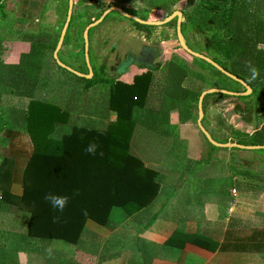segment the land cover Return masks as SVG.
<instances>
[{
    "label": "crops",
    "instance_id": "1",
    "mask_svg": "<svg viewBox=\"0 0 264 264\" xmlns=\"http://www.w3.org/2000/svg\"><path fill=\"white\" fill-rule=\"evenodd\" d=\"M59 1L62 0H56L51 12L43 6L48 2L45 0H9L0 10V122H13L11 129L4 130L0 125V160L8 158L15 163L11 191L17 196L23 192L24 171L34 151L26 131L30 103L39 101L60 108L57 103L61 98L69 107L76 91L74 74L60 69L55 59L53 66L50 63L49 49L61 35L55 34L61 17ZM40 20L42 25H37ZM11 29L18 36H12ZM43 31L44 36H40ZM40 38L46 41V50L32 53ZM254 45L264 51V40ZM141 74L139 71L128 81H122L133 84V77ZM167 83L163 75L154 74L149 96L152 89H156L154 97L166 95ZM108 92L107 106L112 115L102 120L104 129L115 125L118 119L110 108L111 86ZM166 108L156 104L140 110H157L159 117L164 116ZM66 110L67 120L57 123L56 130L67 128L69 133L75 127L91 128L73 123L74 117L82 120L86 113ZM170 111L166 114V118L170 117L166 128L176 129L172 136L166 134L170 140L158 138L152 128L139 132L137 122L131 137L132 152L159 174V193L151 203L114 229L88 221L79 244L66 249L55 242L28 239L29 215L26 222L21 212L0 207V258L17 249L24 250L25 246L29 249L31 244L37 252H17L10 259L7 255L0 264H264V149L213 150L197 126L198 110H194V103L189 107L187 120L177 119V114ZM243 127L250 131L255 128L253 133L243 130L248 135L258 129L249 124ZM199 178H203L204 186L197 184ZM215 180L228 182L212 188ZM3 220L12 226L3 228ZM178 231L189 236L200 234L213 244L187 242L179 248L182 238L175 242L178 250L167 248L166 242Z\"/></svg>",
    "mask_w": 264,
    "mask_h": 264
},
{
    "label": "trees",
    "instance_id": "2",
    "mask_svg": "<svg viewBox=\"0 0 264 264\" xmlns=\"http://www.w3.org/2000/svg\"><path fill=\"white\" fill-rule=\"evenodd\" d=\"M7 1L9 0H4L0 4L1 11ZM83 1L85 0H80L75 7L81 5ZM236 1L207 0L206 3L199 4L192 17L196 12H206L220 21L219 25L222 24L225 32L222 36L218 33L213 34L215 49L213 60L226 71L246 81L253 89L252 95H258L259 110H264V51L256 49L254 45L255 49L252 48V51L246 52L244 50L248 49L247 45L242 42L244 38L247 40L249 36L255 35L259 31V25L258 31H254L247 16L236 17L234 14ZM89 5L93 4L89 3ZM235 17L240 21L239 26H233ZM93 22L90 21L89 24ZM135 25L141 29L148 28L137 22ZM251 32L252 35L249 34ZM260 33L256 35L260 36ZM59 38L60 36L54 46L51 49L48 48L49 50L56 49ZM257 41L259 40L254 43L257 44ZM45 45V40L38 39L32 53L46 50ZM250 66L255 67L259 72L256 80L250 79ZM178 73L176 69V77ZM179 74L180 81H184L186 70L184 74L182 72ZM213 76L221 81V83L215 82L213 88L235 91L233 86H231L233 89L228 86L234 81L214 67ZM260 78L262 79L259 81ZM109 81L111 79L106 76V67L102 65L99 73L92 79L86 80V87L91 88ZM151 84L150 73L135 77L133 84L113 81L109 103L111 110L118 116L115 125L108 129L75 127L61 138H54L53 135H55L57 123H64L68 114L57 106L47 103L39 101L30 103L26 113V131L33 141L34 151L24 171L23 192L20 196L11 191L14 161L8 158L0 160V192L3 196L0 207L9 212H27L29 220L26 237L28 239L78 245L88 221L114 229L155 199L160 188L159 174L156 170L147 168L143 161L132 152L130 146L136 125L135 112L145 107ZM252 95L234 98L223 94H213V98L218 102L234 98L246 103ZM249 109L248 104L238 103L234 111L238 116L243 117L249 114ZM234 135L240 145L264 146V124L253 135L237 131ZM214 139L222 144L229 141V137L219 139L214 137ZM90 144L97 145L95 154L86 151ZM208 144L213 150L218 149ZM48 194L69 198L63 213L53 209L51 203L45 200ZM55 216L60 217L57 223L53 222ZM182 238L183 244L179 248L187 242L203 246L202 242L213 244L211 240L200 234L189 236L178 231L165 246L178 250L175 242Z\"/></svg>",
    "mask_w": 264,
    "mask_h": 264
},
{
    "label": "rangeland",
    "instance_id": "3",
    "mask_svg": "<svg viewBox=\"0 0 264 264\" xmlns=\"http://www.w3.org/2000/svg\"><path fill=\"white\" fill-rule=\"evenodd\" d=\"M76 4L80 2V0H76ZM207 0H85L82 2L81 5L76 7L75 15L73 17L72 26L70 28L68 37L65 39V44L62 48V50L59 53V58L61 62L67 66L72 67L73 69L82 72L84 74H89L88 70V64L86 62L85 58V39H84V33L85 29L89 25L90 21H94L103 11L107 10L111 7H124L128 11V9H138V10H144L146 13L145 15H142L145 17V19L150 20H158L161 18H168V16L172 11L178 10V11H184L185 17H186V25L188 27V38L185 37V42L188 41V39L191 41V43H194L193 45L201 46L202 45H208L213 40V34L218 33L220 36L224 34V29L222 28V24L219 25V20L217 18L214 19L212 16H209L206 12H196L194 14V17H192L193 12L197 9L200 3H206ZM45 3V2H44ZM56 3V0H48L47 3L43 4V6H47V12L53 11L52 8H54V4ZM89 3L93 5H89ZM92 6V7H87ZM57 8H59V11L61 13V17L59 18V24H58V30H56L55 34L59 35V33L62 32L67 14V0H62L57 3ZM52 9V10H51ZM237 16H247L248 22H251V28L254 31L261 32L260 36L256 35L258 32L254 35L252 32L249 33L252 36H249V38L246 40L243 39V43L247 45V50H244L246 52L252 51L254 42L256 40H264V0H237L235 5V13ZM149 16V17H148ZM49 17V14L45 17V20ZM192 17V19H191ZM234 18L233 26L238 25L240 21L237 18ZM44 20V19H43ZM40 20L38 24L42 25V21ZM1 22V19H0ZM209 26H208V25ZM246 24V22H245ZM40 25L38 27H40ZM169 26H163V27H155L153 28V32L151 33L152 36L149 37L146 34H142V36L146 37V44L152 43L153 46L157 47L159 50H162L164 52V56L162 57V62H167L168 59H174L175 56H179L186 64V69L188 71L186 80L183 82L180 81L179 78L180 74L168 76L167 78V93L166 95L163 93L160 97L156 96L154 97V93L156 92V89H152L151 95L147 98L146 105L145 106H154L156 104H161L166 106L164 116L157 117V110L155 112H152L151 109L149 110H140L137 109L135 112V120L139 126V132L145 131L147 132L149 128H152L157 134H159L158 138L164 137L165 140L169 137L166 136H172L174 134L175 128H166V121H169L170 117L166 118V114L169 115V111L173 110L177 114V119L184 121L188 119L189 116V107L190 103L194 100V110L196 108L197 104V98L193 99V95L200 94L201 91H203L207 87H213V84L215 82L221 83V81L216 77L213 76V68L204 61L201 64L200 62L194 60V58L190 57L188 54H186L183 50L180 49V45L178 43L177 36L175 35L174 31V25L175 23L168 24ZM259 25V28L257 30V26ZM232 28V27H231ZM38 28L36 27L35 30ZM135 26L132 22L129 20H126L123 18V16L116 14L115 12L110 14L108 18L101 24L95 27L93 30L89 32V47H90V61L91 66L94 71V75L99 73V68L104 65L106 69L108 70L113 65V59L115 52L119 51L120 43L122 42V48L126 49V47L129 44H132V42H136V39H134L132 36L139 35L140 32L138 30H135ZM12 36L16 35L18 36V32H14L13 29H11ZM18 33V34H17ZM45 34L44 31L40 34ZM44 36V35H43ZM28 38V35H26ZM238 38V36H236ZM196 43V44H195ZM264 48V46H261ZM39 49H42L39 47ZM255 49V48H253ZM55 50H51L49 52L50 57V63L53 66L54 65V54ZM215 53V49L213 48V55ZM58 67L59 64L55 62ZM161 63V64H163ZM80 69V70H79ZM141 72V71H140ZM164 68L161 69L160 73H157L158 76L163 75L164 76ZM66 73L71 74L66 71ZM139 70H137L135 67L131 69L130 73L126 74L122 77L124 81H128L131 79V77L134 74H138ZM75 94H74V100L73 104L74 106L69 105V107H66L65 104L61 101L57 103L60 108H63V111L66 112L67 108L69 110L75 111V114H83L84 119H79L77 117H74L75 125L79 126H87L91 128H97V129H104L105 126L103 125V119H109L112 113L108 109L107 106L108 100H109V88L113 81H116L115 77L110 78L111 81L106 84H98L97 87H93L92 89L86 90V80L89 79H82L75 75ZM94 77V76H93ZM92 79V78H91ZM229 81V80H228ZM233 82V81H232ZM184 83V84H183ZM231 86H233L234 89L244 91V87H242L240 84L233 82L229 83ZM30 84H26V86H29ZM181 85H184L183 87L188 89V91H184L181 88ZM232 88V87H231ZM232 88V89H233ZM252 95V94H251ZM250 95V96H251ZM256 97V98H255ZM257 97L258 95H252V97L246 101V103L239 102L237 99H228L225 101L218 102L215 98H212L211 105L213 106V111L209 112L210 107L208 106V115L206 117V122L204 121V124L207 126L208 130L213 133V136L217 139L219 138H225L230 137L232 135L233 131H246L254 132L255 128H252V131H250L248 128H244L243 125H252L253 127L259 128L264 124V110H259V103H257ZM49 101V99H48ZM248 104L249 106V114L241 117L238 116L234 108L236 104ZM66 110V111H65ZM172 112V111H170ZM87 113L95 114L89 115ZM69 114V113H67ZM90 116L87 118V116ZM220 116V117H219ZM87 118V119H86ZM95 120V121H94ZM164 122V123H163ZM162 123V125H161ZM157 124V125H156ZM0 125L5 127L6 129H11L13 126V122L11 120L0 122ZM159 126V127H157ZM235 126H237V129ZM148 128V129H147ZM229 128V129H228ZM232 128V130H231ZM67 128H60L56 130L55 132V138H61L63 135L66 134ZM151 130V131H153ZM244 130V131H243ZM244 134H246L244 132ZM204 137V136H203ZM157 138V137H156ZM205 142V141H204ZM165 143V142H164ZM197 162V161H196ZM198 164V162L196 163ZM228 181L226 180H215L213 182V187L218 186H224L227 184ZM202 183L204 186L203 178L197 181V184ZM153 208V207H152ZM150 208V209H152ZM149 209V210H150ZM4 210V209H3ZM5 211V210H4ZM8 211V210H7ZM22 218L25 219L27 222L28 214L27 212H21ZM3 228L9 229L10 227L7 226L8 222H5L3 220L2 222ZM92 225L90 224V227ZM31 242V241H30ZM56 244L61 245L64 249L70 248L71 245L55 241ZM22 244V241H21ZM29 249L26 248L24 250H15L12 253H6V257H1L0 261L3 263L6 261L7 255H9L8 259L12 257V255L17 256L18 253H28L30 255H36L37 252L32 250L34 249V244L29 245ZM72 248V247H71ZM20 249V248H19ZM21 249H23V245L21 246ZM16 253V254H14ZM37 259V258H36ZM39 260H34L36 263Z\"/></svg>",
    "mask_w": 264,
    "mask_h": 264
},
{
    "label": "flooded vegetation",
    "instance_id": "4",
    "mask_svg": "<svg viewBox=\"0 0 264 264\" xmlns=\"http://www.w3.org/2000/svg\"><path fill=\"white\" fill-rule=\"evenodd\" d=\"M76 0H75V5H74V10H73V15H75V10H76V7L77 4H76ZM119 8H122V9H125L124 7H119ZM109 9V8H108ZM107 9V10H108ZM68 10H69V0H68ZM106 11V10H105ZM105 11H103L102 15L105 13ZM126 13L130 14V15H133L137 18H139L140 20H143V21H151L153 22V20H150V19H145V17H143L142 15H145V11L144 10H138V9H135V8H132V9H128V11L124 10ZM177 12H181L182 13V20H181V32H182V35H183V38L185 40V37L188 38V27L186 25V17H185V13L184 11H178V10H175V11H172L168 16L166 17H170L172 15H175V17L172 19V21L170 22L171 24L175 23V25L173 26L174 27V31H175V35L177 36V39H178V43L180 45V49L183 50L186 54H188L190 57L194 58V60L200 62L201 64H203L202 62L204 60H201L199 58H195L193 56H191L189 53H187L181 46L180 42H179V38H178V23H179V16L177 15ZM112 14V13H111ZM119 14V13H118ZM68 15V14H67ZM72 15V20L71 22H73V16ZM101 15V14H100ZM99 15V16H100ZM102 15L100 16V18L102 17ZM110 15V14H109ZM107 15L105 17V19L103 20V22L108 18ZM149 17V16H148ZM100 18H98L97 20H99ZM125 18V17H123ZM67 19V18H66ZM126 20H129L130 22H132L135 26V30H138L140 32L139 35H136V36H132L134 39H136V42H132V44H129L126 49H123L122 48V42L120 43V47H119V51L118 52H115V55H114V59H113V65L107 70L106 69V76L109 78H112L115 77L116 81L115 82H124L122 81V77L125 76L126 74L130 73L131 69H133L134 67L141 71L142 75L144 74H148L150 73L151 76H152V82H153V78H154V74H157V73H160L161 69L164 68V76L165 78L169 75L173 76L175 75V71L176 69L178 70L179 73H183L184 74V71L186 70V73L188 72L187 69H186V66H185V62L179 57V56H175L174 59H168L167 62H162V57L164 56V52L162 50H159L157 47L153 46L152 43H145L143 41H146V37L145 36H142V34H146L147 36L151 37L152 36V32H153V28L155 27H158V26H147V25H144V26H147L148 28L147 29H141V28H138L136 25H135V21L131 20V19H127L125 18ZM167 18H161V19H158V20H155V21H163ZM96 19L94 20L97 21ZM66 22V21H65ZM102 22V23H103ZM101 23V24H102ZM92 24V23H91ZM99 24V25H101ZM65 25V24H64ZM90 25V24H89ZM88 25V26H89ZM143 25V24H142ZM71 23H70V26H69V29H68V32L67 34H69V31H70V28H71ZM87 26V27H88ZM164 26H169L168 24L167 25H164ZM163 27V26H161ZM64 28V27H63ZM94 29V28H93ZM92 29V30H93ZM86 30V29H85ZM91 31V30H90ZM62 33V32H61ZM67 36V35H66ZM61 37V35H60ZM213 37V36H212ZM66 39V38H65ZM60 40V38H59ZM58 40V42H59ZM187 46L189 47V49H191L192 51L194 52H197L201 55H204L205 57L213 60V40L208 44V45H202L201 46H197V45H193L194 43H191V41L188 39V41L186 42ZM196 44V43H195ZM64 46V45H63ZM63 48V47H62ZM56 50V49H55ZM62 50V49H61ZM155 56V59L152 61L151 58ZM202 61V62H201ZM214 61V60H213ZM91 62V61H90ZM205 62V61H204ZM140 63V64H139ZM152 63L153 64V68L152 69H149L147 68L145 65L143 64H150ZM163 63V64H161ZM207 63V62H205ZM209 64V63H208ZM212 68L213 66L211 64H209ZM222 67V66H221ZM89 72V70H88ZM168 74V75H167ZM224 75V74H223ZM135 77H137V75H135ZM135 77H133L134 81H135ZM235 82V81H234ZM246 82V81H245ZM134 83V82H133ZM237 83V82H236ZM239 84V83H238ZM243 87V86H242ZM181 88L183 89L182 85H181ZM210 89H213V87H210V88H207L206 90H203L200 92V94L198 95V97H196V95H193V99L197 98V104H196V108L198 110V118H197V126L199 128V125H198V121H199V99L202 95L203 92L207 91V90H210ZM219 89V88H218ZM245 90L244 91H240V90H236L233 91L235 93H240V92H246L247 89L244 88ZM183 90H186L188 91V89L184 88ZM225 90V89H224ZM229 91V90H228ZM232 92V91H231ZM213 98V94H209V95H206L205 98H204V101H203V113H204V117H203V120H202V124L204 126V128L209 132V134L212 136V138L214 139L213 137V133L211 131L208 130L207 126L204 124V121L206 122V117H205V114L208 112V106H212L211 102L209 104H207L209 101H211V99ZM236 98V97H234ZM194 103V100L190 103V106L191 104ZM209 111H213V109H209ZM201 134L204 136V139L207 141V143H210L209 140L205 137V135L203 134V132L201 131V129L199 128ZM232 130V128H231ZM237 132H241V131H238L236 130ZM235 132V131H234ZM234 132L232 130V135L229 137V141L228 143H231V144H238L236 139H235V135H234ZM243 133V132H241ZM244 134V133H243ZM215 140V139H214ZM216 141V140H215ZM219 143V142H218ZM228 143H225V144H228ZM211 144V143H210ZM222 144V143H221ZM212 145V144H211ZM240 145V144H239ZM213 146V145H212ZM244 146V145H243ZM218 148V147H217ZM237 148H232V150H235ZM239 150H242V149H239ZM247 151H256V150H247Z\"/></svg>",
    "mask_w": 264,
    "mask_h": 264
},
{
    "label": "water",
    "instance_id": "5",
    "mask_svg": "<svg viewBox=\"0 0 264 264\" xmlns=\"http://www.w3.org/2000/svg\"><path fill=\"white\" fill-rule=\"evenodd\" d=\"M74 5H75V0H69V10H68V15H67V19L64 25V28L62 30L61 33V37L60 40L58 42V45L56 47V50L54 52V59L55 61L59 64V66L65 70H67L68 72L80 77V78H84V79H91L94 76V71L93 68L91 66V62H90V47H89V32L90 30H92L93 28L97 27L99 24H101L103 22V20L105 19V17L111 13L117 12L119 13L121 16L127 18V19H131L139 24H143V25H147V26H164L169 24L172 19L175 17V15H172L170 17H168L167 19L163 20V21H143L140 20L139 18L130 15L128 13H126L122 8L119 7H111L108 10L105 11V13L102 15V17L93 22L92 24H90L84 33V39H85V58H86V62L88 64V68H89V74H83L75 69H73L70 66H67L65 64H63L59 58V53L64 45V41L72 20V15H73V10H74ZM177 15L179 16V23H178V38H179V42L182 46V48L189 53L191 56L195 57V58H199L201 60H204L205 62L211 64L216 70H218L219 72H221L222 74H224L226 77L230 78L231 80L239 83L241 86H243L244 88L247 89L246 92H240V93H235V92H231L228 90H224V89H218V88H213L210 90H207L205 92L202 93L200 99H199V121H198V125L199 128L201 129V131L203 132V134L205 135V137L209 140V142L218 148H225V149H232V148H237V149H242V150H260V149H264V146H243V145H239V144H221L218 143L217 141H215L212 136L209 134V132L204 128L203 124H202V120L204 117V113H203V101L206 95L209 94H223V95H228V96H232V97H248L252 94L253 89L252 87L245 82L243 79H240L239 77L231 74L230 72L226 71L223 67H221L218 63H216L215 61L205 57L204 55H201L197 52L192 51L191 49H189V47L187 46L182 32H181V20H182V13L181 12H177ZM155 59V56H153L151 58V60L153 61ZM140 64V63H139ZM145 65L147 68L152 69L153 68V64H143Z\"/></svg>",
    "mask_w": 264,
    "mask_h": 264
},
{
    "label": "clouds",
    "instance_id": "6",
    "mask_svg": "<svg viewBox=\"0 0 264 264\" xmlns=\"http://www.w3.org/2000/svg\"><path fill=\"white\" fill-rule=\"evenodd\" d=\"M250 73H251L250 79L256 80L259 75L258 70L255 67L250 66ZM96 149H97L96 144H90L87 147L86 151L88 153L95 154ZM45 200L51 203L53 209L59 211L60 213H63L64 209L66 208L68 204L69 198L67 196H58V195L48 194L45 196ZM59 220H60L59 216H55L53 218L54 223L59 222Z\"/></svg>",
    "mask_w": 264,
    "mask_h": 264
},
{
    "label": "built area",
    "instance_id": "7",
    "mask_svg": "<svg viewBox=\"0 0 264 264\" xmlns=\"http://www.w3.org/2000/svg\"><path fill=\"white\" fill-rule=\"evenodd\" d=\"M3 200V196H2V193L0 192V201Z\"/></svg>",
    "mask_w": 264,
    "mask_h": 264
}]
</instances>
